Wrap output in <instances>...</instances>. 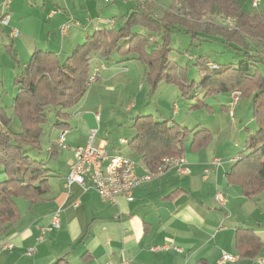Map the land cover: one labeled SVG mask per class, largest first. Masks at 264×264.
<instances>
[{
    "label": "crops",
    "instance_id": "obj_1",
    "mask_svg": "<svg viewBox=\"0 0 264 264\" xmlns=\"http://www.w3.org/2000/svg\"><path fill=\"white\" fill-rule=\"evenodd\" d=\"M174 1L153 0L151 9L162 17ZM248 3L251 6V0L246 5ZM131 6V0H13L9 25L0 22V57L5 59L10 72H14L17 65L26 64L37 50L63 56L82 43L88 34L121 26ZM256 13L264 15L261 10ZM13 28L20 32L16 37L11 36ZM11 43L20 58L14 59L6 52ZM96 54L92 65L100 70L97 82L103 80V71L126 74L134 71L133 67L146 78L147 67L139 60L118 59L115 55L108 60ZM118 62L125 65L117 67ZM130 63L133 66L130 67ZM126 81L128 86L131 79ZM2 82L0 106L11 110L17 89L8 90ZM139 86L145 98L135 109L133 124L138 116L152 114L162 119L171 117L183 125L211 129L213 137L207 146L192 150L190 141L186 142L182 157L189 172L172 167L161 176L141 182L134 190L133 200L119 196L114 202L104 201L90 184L85 187L78 183L67 184V175L75 162L73 147L85 145L93 132L89 137L83 136L85 139L70 138V147L60 149L50 162L54 173L49 190L41 200L32 204L24 197L16 199L20 216L6 232L0 233V264H55L62 258L61 264H110L122 260H127L128 264H263L264 246L256 257L240 256L247 251V246L240 244L237 229L253 230L264 241V190L249 198L239 184L227 179V172L243 149L248 131L256 127L252 117H244L240 98L236 99L233 94L210 97L206 102L212 111H191L193 102L184 99L175 85L162 82L154 94H149L148 83ZM171 92L184 103L183 109L177 105L170 111L162 109L167 93ZM7 98L12 99L10 103ZM151 102L155 106H150ZM133 107L136 102L128 104V112ZM78 108L74 115L78 114ZM247 108L252 110L251 102ZM73 114L69 120L71 129ZM223 114L229 115L225 125L220 118ZM96 118L100 120L99 113ZM133 124L129 132L134 135ZM242 130L244 132H240ZM47 131L44 132L47 142L44 137L41 141V158L48 155L60 134L51 129ZM94 131L96 138V129ZM70 133L67 131L66 136ZM131 138L120 137L117 143L103 138L98 144L135 162L140 176L154 172L147 167L144 158L130 148ZM124 139L126 142H122ZM4 178L5 172L0 167V180ZM218 194L223 196V202L218 200ZM55 216L59 218L58 226L52 225ZM226 253L238 259L224 260Z\"/></svg>",
    "mask_w": 264,
    "mask_h": 264
},
{
    "label": "trees",
    "instance_id": "obj_2",
    "mask_svg": "<svg viewBox=\"0 0 264 264\" xmlns=\"http://www.w3.org/2000/svg\"><path fill=\"white\" fill-rule=\"evenodd\" d=\"M131 1L121 26L88 34L66 58L37 50L26 64L19 65L15 77L18 93L12 109L8 112L7 107L0 106V167L5 172V178L0 180V233L6 232L20 216L17 198L24 197L34 204L49 190L54 173L50 162L60 148L56 142L52 143L48 155L41 158L42 137L46 128L59 133L71 130L70 116L96 74L92 65L96 53L108 60L114 55L118 59L139 60L147 67L149 94L156 93L162 82L175 85L184 99L193 102L191 111H212L206 102L210 97L237 96V93L239 97H250L256 127L248 131L227 179L239 184L249 198L264 190V56L252 53L248 42L251 39L264 45V15L252 14L237 0H177L160 17L146 3ZM178 2L184 12L176 9ZM198 3L215 4L224 16L235 17V24L188 20V14L197 12ZM175 30L189 35L193 48L208 44L225 61L212 59L211 54H200L190 55V60L184 63L186 54L173 44ZM216 41L224 47L213 49L210 43ZM224 48L228 51H221ZM7 50L16 59L13 43ZM232 51L239 52L242 58ZM132 127L135 134L129 141L130 148L154 172L166 157L182 156L187 141L192 150H199L213 137L210 128L191 127L171 117L162 119L152 114L138 116ZM237 235L240 244L247 246L241 257H256L264 246L253 230L238 228Z\"/></svg>",
    "mask_w": 264,
    "mask_h": 264
},
{
    "label": "rangeland",
    "instance_id": "obj_3",
    "mask_svg": "<svg viewBox=\"0 0 264 264\" xmlns=\"http://www.w3.org/2000/svg\"><path fill=\"white\" fill-rule=\"evenodd\" d=\"M242 1L244 0H237V2L243 8H245L248 11H251L252 14L260 10L264 11V0H262L260 6L257 9H252L249 3L248 5H246V1H244L243 3ZM152 4H153V0L146 2V6L148 8H151ZM176 9H178L180 12H184V7L180 2L177 3ZM188 17H189L188 20L190 21H197V22L210 21V22H216V24H221L226 26L230 25V19L236 21L235 17L224 16L217 9L215 4L211 6H206L204 5V3H198L197 12L188 14ZM173 38H174V43H173L174 47L177 50L183 51L186 54L184 55L185 58L183 59L184 63L190 60L189 59L190 55H193L195 57L200 54L202 55L211 54L212 59H215L220 62L225 61L223 59L224 56H222L217 52H212V50L209 49L208 44H204L203 46H196L195 48H193V46H190L191 38L185 32L181 34L179 33L178 30H175L173 32ZM248 42H250L249 43L251 46L250 50L252 53L258 54L259 56H264V45L262 43H259L251 39H248ZM221 46H223V44L221 43L212 45L214 49L221 48ZM72 51L65 52L63 56L62 55L61 56L63 58H66L70 53H72ZM6 52L9 54L8 50ZM232 52H234V55L236 57L242 58L241 55H238L239 52L237 51H232ZM20 57L18 55L16 56V58H20ZM4 60L5 59H2V57H0V82L3 81L2 83L4 84V87L7 88L8 90L12 88L13 90L17 89V93H18V87L15 84V77L18 74L20 67L19 65H17L18 69L16 71L14 70V72L13 71L10 72L8 66L4 64ZM122 64L123 66L125 65V63L122 62H118L116 65L117 67H123ZM129 66L131 67L133 65L130 63ZM133 69L134 71L126 74L123 73L110 74L109 72L103 71L102 79L104 81L100 79L98 82L96 81L92 83V85L89 87L88 91L86 92L84 98L81 100L80 105L78 106L79 107L77 110L78 114L75 115L73 114V118L75 119L72 124L73 129L70 130L71 133L66 136L67 144L70 143L69 142L70 138L77 137L78 139H85L84 137H89L90 133L93 132L95 129L97 132L95 138V144H98V142L103 138L107 139L109 142L117 143L120 137H126V138L132 137L133 133L129 131L131 125L133 124L132 119L135 116V109H137L138 106H141V102H142L141 100H144L145 98V95L143 94V90L139 85L140 84L146 85L148 83L147 79L144 77V74L139 75L137 73L138 68L133 67ZM96 78H98V76ZM127 78L131 79V82L128 86H126ZM177 96L180 97V95ZM239 98H240L239 104H241V107L243 109V113L245 115L244 117L253 118L252 110L248 111L247 108L249 106V103L251 102V98L246 96L245 97L240 96ZM6 100L7 102L10 103L12 99L7 98ZM135 102H136V107L135 108L133 107L130 110L131 112H128L127 109L128 104ZM175 105H177L178 107L180 106L181 109L184 108V103H181V100L177 99L176 95H174L173 92L167 93L166 101L165 103H162V109H164V111H170L175 107ZM150 106H155V103L151 102ZM10 111L11 110L9 108L8 112ZM182 111L181 113H183ZM97 113H99L100 120L96 118ZM227 117L229 118V115L225 116V114H223L222 116H220L223 125H225V118ZM236 117L237 118L239 117L238 112ZM245 120L248 119L246 118ZM74 124L77 125L76 126L77 128L75 127ZM47 130L48 128H46L45 132H48ZM224 132H231V130L224 129ZM240 132H244V130ZM43 137H44V142H47L46 139L47 136L45 137L44 134ZM73 150L75 151V147H73ZM125 152H127V150H125Z\"/></svg>",
    "mask_w": 264,
    "mask_h": 264
},
{
    "label": "built area",
    "instance_id": "obj_4",
    "mask_svg": "<svg viewBox=\"0 0 264 264\" xmlns=\"http://www.w3.org/2000/svg\"><path fill=\"white\" fill-rule=\"evenodd\" d=\"M13 0H1L2 16L0 22L2 25L7 26L11 19V3ZM146 3L151 0H139ZM262 0H251V6L258 8ZM114 21L112 20V23ZM235 21L230 19V25L233 26ZM19 30L13 28L11 36L16 37L19 35ZM103 66V65H102ZM99 69L96 68V74L91 77L90 85L96 81ZM240 93H237L238 99ZM231 115L234 113L231 111ZM66 132L63 131L55 140L60 149H67L70 147L66 143ZM95 131L90 136V140L85 145H80L75 148V162L73 163L69 174L67 175V184L73 183L81 184L82 186L92 185L100 194L104 201L114 202L117 197L124 196L127 200L134 199L135 188L145 180H151L154 176H161L168 169L174 167L180 172H189V168L185 166V161L182 156L166 157L155 172H148L140 176L136 172L135 162L125 157L121 153H112L104 144H94ZM126 142V140H122ZM219 201L223 202V196L217 195ZM53 226L59 225V218L55 216ZM12 244H8L11 247ZM33 249L29 250L32 253ZM224 260L235 261L238 256L233 254H224ZM110 264H128L127 260H122ZM264 264V262H263Z\"/></svg>",
    "mask_w": 264,
    "mask_h": 264
}]
</instances>
